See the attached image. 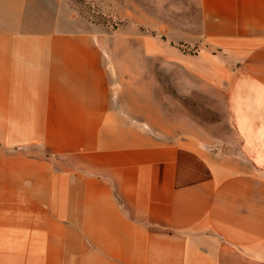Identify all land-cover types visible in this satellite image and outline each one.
Segmentation results:
<instances>
[{
    "label": "crops",
    "instance_id": "1",
    "mask_svg": "<svg viewBox=\"0 0 264 264\" xmlns=\"http://www.w3.org/2000/svg\"><path fill=\"white\" fill-rule=\"evenodd\" d=\"M180 3L219 52L217 149L133 123L62 2L0 0V264H264V0Z\"/></svg>",
    "mask_w": 264,
    "mask_h": 264
},
{
    "label": "rangeland",
    "instance_id": "2",
    "mask_svg": "<svg viewBox=\"0 0 264 264\" xmlns=\"http://www.w3.org/2000/svg\"><path fill=\"white\" fill-rule=\"evenodd\" d=\"M43 1L51 9L62 2L71 27L94 33L133 123L159 138L187 134L212 149L230 141L225 99L217 83L203 81L216 73L208 59L219 52L204 56L203 36L184 32L192 30L186 11L176 9L184 0Z\"/></svg>",
    "mask_w": 264,
    "mask_h": 264
}]
</instances>
